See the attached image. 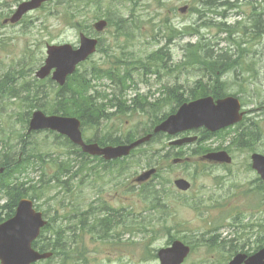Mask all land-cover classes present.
Masks as SVG:
<instances>
[{
    "label": "rangeland",
    "instance_id": "rangeland-1",
    "mask_svg": "<svg viewBox=\"0 0 264 264\" xmlns=\"http://www.w3.org/2000/svg\"><path fill=\"white\" fill-rule=\"evenodd\" d=\"M22 1L0 0V158L26 160L29 165L0 176V217L6 213L7 187L18 185L54 226L38 242L48 243L51 236L54 241L55 228L62 229L68 255L37 264H160L158 250L175 239L192 246L183 264H222L238 251L253 252L262 245L263 196L256 209L258 196L230 194L255 188L250 152H264V32L257 36L252 24L254 7L264 22V0H69L71 11L68 0H54L18 24H3ZM74 3H78L76 14ZM184 6L188 9L183 13ZM100 19L110 25L96 34L93 23ZM227 26H235L231 36L222 30ZM81 31L94 32L101 46L80 66V73L92 79L96 69L112 71L110 77L103 73L92 81L93 95L106 115L97 127L83 126L87 140L145 135L154 128L153 120L177 112L181 105L167 88L190 98L200 82L211 87L210 62L206 66L195 60L188 44L199 45L203 56L228 53L233 56L230 61L238 59L240 64L226 70L221 81L228 94L240 98L247 119L236 135L224 132L228 129L213 136L201 131V143L183 147L170 146L168 137L157 135L112 163L78 156L70 141L57 133H29L32 113L43 110L41 105L54 106L60 88L53 81L38 82L35 75L47 45H77ZM123 74H128L124 82ZM247 132L254 135L247 137ZM25 140L28 159L22 154ZM223 145H229L234 157L230 173L209 168L200 159ZM182 153L192 158L174 164L172 159ZM61 163L68 170L60 171ZM152 167L159 172L149 184L134 182ZM178 176L192 183L188 194L176 189ZM104 218L111 220L107 226ZM78 220L92 222L100 232L82 233Z\"/></svg>",
    "mask_w": 264,
    "mask_h": 264
},
{
    "label": "water",
    "instance_id": "water-1",
    "mask_svg": "<svg viewBox=\"0 0 264 264\" xmlns=\"http://www.w3.org/2000/svg\"><path fill=\"white\" fill-rule=\"evenodd\" d=\"M49 0H28L22 2L14 14L4 23H17L29 11L39 8ZM182 12L187 7L180 9ZM108 25L105 19L94 23L98 31L104 30ZM97 38L80 34V45L74 48L72 44H49L47 46V58L45 63L37 70V77L44 79L52 74V79L60 85H64L69 75L76 71L77 65L85 61L93 54L98 45ZM241 105L239 99L233 95L214 100L213 97H203L184 103L177 113L170 115L166 120L158 124L154 132H178L193 128L206 127L211 131H217L238 122ZM52 130L67 136L74 144L81 146L82 150L90 155L103 156L106 160H112L127 156L131 151L151 139L153 134L140 137L128 144L100 146L98 143H86L83 138L81 121L77 117L62 115H46L42 110L33 113L30 121L32 130ZM197 137H189L175 140L172 144L192 142ZM210 161L231 162V157L226 151L213 152L205 155ZM254 167L264 177V156H253ZM3 169L0 170L2 172ZM156 172L152 168L141 174L137 181L148 180ZM176 184L183 190L190 188V183L185 179L176 180ZM48 223L41 211L34 208L31 199L20 200L15 215L0 224V261L1 264H32L39 260L52 256V252H41L33 247V242L39 237L41 229ZM191 248L181 240H175L172 245L161 248L158 257L161 264H182L189 255ZM264 264V248L256 254L248 257L247 254H237L228 264Z\"/></svg>",
    "mask_w": 264,
    "mask_h": 264
},
{
    "label": "trees",
    "instance_id": "trees-1",
    "mask_svg": "<svg viewBox=\"0 0 264 264\" xmlns=\"http://www.w3.org/2000/svg\"><path fill=\"white\" fill-rule=\"evenodd\" d=\"M208 2V1H207ZM212 1H210V5L214 6L215 3L212 5L211 4ZM69 3V0L68 2ZM69 7H68V11L72 10V4L69 3ZM74 8L73 11L76 12L79 10L78 9V3L77 4H73ZM68 14H72V12H68ZM253 15V27H255L257 29V36H261V34L264 32L262 25H263V19H262V13H259V11L256 9V7H254V13H252ZM70 22L71 19L69 18ZM113 23V22H112ZM224 24H221L220 28L223 26ZM235 26H227L226 29H222L224 32H227L230 34L231 36V32H232V28H234ZM199 45H192V44H188V52L189 54H191L192 57H195V60H199L202 64H205L206 62L209 63L210 62V66H211V74L214 76L213 79V84L211 87H207V84H202V82H200V85H198L195 93H192L190 98H183L180 93H178L175 89H173L171 91L170 88H167V93L170 92V95H176L177 98V103L182 104L185 101L191 100V99H195L201 96H205L208 94H212L216 97H221V96H225L227 93V84L224 81H221V77L222 75L226 72V70H231L232 68L238 66L240 63L238 62V59L232 60L230 61L233 56L228 55V53L225 54H219V55H201V51L200 49H198ZM197 48V49H196ZM200 51V53H199ZM158 55L161 54V50H159L157 52ZM158 58V57H157ZM223 58L228 59L229 62H223ZM210 60V61H209ZM204 62V63H203ZM207 66V64H205ZM105 69V68H104ZM102 68L100 69H96L95 71H93V77L88 78L87 74L84 73V71L82 73H80V69L72 76L69 77V81L68 83L63 86L60 87L59 89H57L56 91V103H54V106H50V107H46L47 109H45V107H43L41 105V107L43 108V111L46 112L47 114H55V113H61V115H70V116H77L79 118H81L83 125H94L96 123H98L105 115V108L103 106V104L99 103L98 99L96 100V95H93V84L92 81L93 80H99L100 75L104 76L103 73L106 74L107 77H110L112 74V71L109 69V71H106ZM128 78V74H123L122 75V81L124 82V79ZM38 82H43L45 83L46 81H40L37 80ZM51 83V81H50ZM71 84L74 85L75 88L71 87ZM36 87L41 86V83H37L35 82ZM52 85V84H51ZM30 87V86H28ZM71 88V91H66L67 89ZM5 89V88H4ZM40 89V88H39ZM29 92L31 90H28ZM48 94H53L50 92H46ZM55 95V94H54ZM46 97H48L47 95H45ZM172 99V98H171ZM173 99H175L173 97ZM163 100H166V98H164ZM51 100H49L50 102ZM118 105H122L121 102L117 101ZM114 103V102H113ZM36 107V106H35ZM130 108V107H129ZM95 114V116L93 115ZM165 116H163L162 118H156L155 120H153V126L155 124H157L159 121H161V119H163ZM29 123V121H28ZM97 127V124L94 126ZM240 135V134H239ZM247 137H252L254 135V132H247L244 134ZM157 135H155L154 137H156ZM242 136V134H241ZM240 136V137H241ZM108 139H102V138H98L96 139V141H98L101 145H105V144H113V145H117V144H121V143H128L133 141L136 138V135L134 134H129V136L127 137H123V136H118V137H107ZM239 138L237 137V140ZM109 140V142L107 141ZM24 144L27 142L26 140L23 141ZM243 145V142L241 143ZM29 144H25L23 145V149H22V154L26 153V159L30 158L28 155L30 153L27 152V146ZM74 148L75 153L80 156V157H84L86 160H90V158H86V154L82 153L81 150L75 146L72 145ZM33 154V153H32ZM24 158V157H23ZM97 159H101L96 157ZM102 160V159H101ZM109 163V162H107ZM2 164V167L4 168L5 174L9 173L11 171H15L17 169H19L21 166L27 164L29 165V162H27L26 160H8V157L6 156L5 159L0 158V165ZM59 170L61 171H66L68 170V165L65 163H61ZM60 171L58 174H60ZM3 176V175H2ZM58 177V176H57ZM25 188L23 186H8L6 191H7V195L9 197V199L7 198V203H5L3 205V208L6 209V213L4 217H0V223L5 221L6 219L10 218L11 216H13V214L15 213L17 204L20 200L21 197L25 196L26 192H25ZM87 215V214H86ZM0 216H2L0 214ZM110 218H104L105 226H107V224L110 223ZM79 231H81L82 233H85L87 231L91 232L93 231L94 233H99L100 230L98 228H95L91 222V224H87V222H83L82 220H78L75 221ZM102 226V225H101ZM47 230H43V234L46 231L51 232V230H54V226L51 222L48 223V225L44 228ZM75 229L77 230V227L75 226ZM56 230V235L59 236L58 238L54 239L55 237H48L50 238L48 243L45 242L44 240L38 242V240L34 243V247H39V249L41 251L44 250H50L53 251L54 255L50 258L52 259L53 257H55L56 255H59L60 257H64L67 256L68 253L66 252L67 245H63L62 244V240L65 239L64 235L62 233V229L59 228H55ZM53 235V234H52ZM42 236V235H41ZM78 237V236H77ZM47 238V239H48ZM46 240V239H45ZM54 242V243H53ZM66 254V255H64ZM226 262L222 263L225 264ZM48 264H51V262H48Z\"/></svg>",
    "mask_w": 264,
    "mask_h": 264
},
{
    "label": "flooded vegetation",
    "instance_id": "flooded-vegetation-1",
    "mask_svg": "<svg viewBox=\"0 0 264 264\" xmlns=\"http://www.w3.org/2000/svg\"><path fill=\"white\" fill-rule=\"evenodd\" d=\"M247 119V116L246 117H244V119L242 120V121H240V122H238V123H236V124H234V125H232L230 128H228V131H225V132H233L235 135L237 134V130L239 129L238 128V126L240 125V124H242L245 120ZM204 129H197V130H194V131H190V132H186V133H183V134H180V137H185V136H189V135H193V134H195V133H199V134H196V135H198V140L196 141V142H193V143H186V144H183L182 146H179V147H183V146H186V145H191V144H195V143H201L200 141L202 140V138L200 137V134H201V131H203ZM208 132V131H207ZM210 134V135H209ZM215 134V133H214ZM207 135H209V136H212L211 135V132H208V134ZM261 136V135H260ZM261 140H262V137H261ZM259 142H262V141H259ZM242 147H246V146H242ZM220 150H225L226 152H228L230 155H231V157H232V162H213V161H209V160H206V159H204V154L202 155V156H200V159L202 160V163H204V164H207V167H209V168H217V167H221V168H219V169H222V170H224L226 173H230V171L229 170H231V165L233 164V162H234V157H233V155H232V151L230 150V148H229V145H223L221 148H219V147H216V148H212V150H210V151H208V152H215V151H220ZM207 153V152H206ZM251 153V159H252V164H251V168L254 170V173H256L257 175L255 176V188L251 185V188L247 191V190H245V192H241V193H235V194H230V195H252V196H258L257 198H258V201H257V203H256V205H254V207L256 208V209H259V208H261V206H262V204H260V197L261 196H263V198H264V177L259 173V171L254 167V165H253V156L255 155V154H260V155H264V152L263 153H261V152H259V151H257V150H253V151H251L250 152ZM186 158H188L189 160L192 158V157H186ZM179 161L180 162H185V160H182L181 159V157H180V159H179ZM158 169V168H157ZM159 170V169H158ZM180 176H178L177 178H179ZM147 184H149V182H147V183H145V184H143V185H147ZM140 186H142V185H140ZM191 189H192V187H191ZM190 189V190H191ZM190 190H188V191H180L179 190V192L180 193H182V194H188V192L190 191ZM254 199V198H253ZM263 203V202H262ZM263 207H264V204H263ZM258 231V234H260V232H259V230H257ZM261 238H263V240H264V235L263 236H261ZM260 239V238H259ZM264 243V242H263Z\"/></svg>",
    "mask_w": 264,
    "mask_h": 264
},
{
    "label": "bare ground",
    "instance_id": "bare-ground-1",
    "mask_svg": "<svg viewBox=\"0 0 264 264\" xmlns=\"http://www.w3.org/2000/svg\"><path fill=\"white\" fill-rule=\"evenodd\" d=\"M229 95H234V94H229ZM239 113H240V115H242V118L238 121V122H240V121H242L243 119H244V117L246 116V114H247V112H246V110L243 108V106H241V108H240V111H239ZM59 115H61V113H59ZM30 121H31V119L29 120V127H28V132L29 133H31L30 132ZM93 142H95V143H99L98 141H96V140H93ZM143 145V144H142ZM59 237V236H58ZM57 240V239H56ZM54 243V242H53ZM50 252H52V256L54 255V253H53V251H50ZM51 256V257H52ZM50 257V258H51Z\"/></svg>",
    "mask_w": 264,
    "mask_h": 264
}]
</instances>
